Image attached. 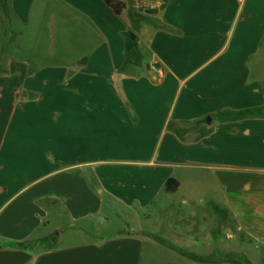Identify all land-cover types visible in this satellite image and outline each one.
Segmentation results:
<instances>
[{
  "label": "crops",
  "instance_id": "crops-1",
  "mask_svg": "<svg viewBox=\"0 0 264 264\" xmlns=\"http://www.w3.org/2000/svg\"><path fill=\"white\" fill-rule=\"evenodd\" d=\"M119 1L0 0V264L264 249V0Z\"/></svg>",
  "mask_w": 264,
  "mask_h": 264
},
{
  "label": "rangeland",
  "instance_id": "rangeland-1",
  "mask_svg": "<svg viewBox=\"0 0 264 264\" xmlns=\"http://www.w3.org/2000/svg\"><path fill=\"white\" fill-rule=\"evenodd\" d=\"M233 230L229 227L227 234V247L221 251H216L211 257L194 256L190 254L193 250L188 245H195L201 247L202 250L209 249L208 241L203 239L190 241L182 240V242H175L176 245H181L183 248H176L171 251L167 248L157 246H144L141 264H264V249L261 243L253 245L251 241L242 238L239 242L233 239ZM221 235H225L222 233ZM172 242L175 240H171ZM214 241L211 242L213 245ZM187 245V246H185ZM208 245V246H207ZM244 246V247H243ZM259 246V247H258ZM191 250L188 251V250Z\"/></svg>",
  "mask_w": 264,
  "mask_h": 264
},
{
  "label": "trees",
  "instance_id": "trees-1",
  "mask_svg": "<svg viewBox=\"0 0 264 264\" xmlns=\"http://www.w3.org/2000/svg\"><path fill=\"white\" fill-rule=\"evenodd\" d=\"M114 10L116 13H121L123 9V3L119 0H105ZM178 186V181L175 178L169 177L166 179L164 188L167 192L175 191Z\"/></svg>",
  "mask_w": 264,
  "mask_h": 264
},
{
  "label": "water",
  "instance_id": "water-1",
  "mask_svg": "<svg viewBox=\"0 0 264 264\" xmlns=\"http://www.w3.org/2000/svg\"><path fill=\"white\" fill-rule=\"evenodd\" d=\"M207 120L209 121V117L207 118Z\"/></svg>",
  "mask_w": 264,
  "mask_h": 264
}]
</instances>
